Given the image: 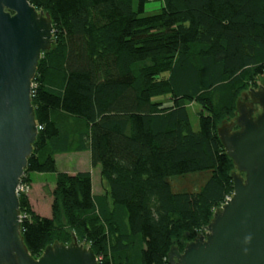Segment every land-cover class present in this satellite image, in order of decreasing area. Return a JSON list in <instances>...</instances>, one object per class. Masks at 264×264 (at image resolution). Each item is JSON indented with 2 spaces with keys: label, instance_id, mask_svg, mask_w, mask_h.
I'll use <instances>...</instances> for the list:
<instances>
[{
  "label": "trees",
  "instance_id": "16d2710c",
  "mask_svg": "<svg viewBox=\"0 0 264 264\" xmlns=\"http://www.w3.org/2000/svg\"><path fill=\"white\" fill-rule=\"evenodd\" d=\"M152 1L30 0L53 26L32 80L38 132L21 178L55 173L51 216L18 193L34 259L76 239L98 264H168L233 192L217 128L264 77V0H158L148 15ZM81 152L100 167L99 194L90 171L56 169L55 155ZM191 177L194 187L177 188Z\"/></svg>",
  "mask_w": 264,
  "mask_h": 264
},
{
  "label": "water",
  "instance_id": "95a60500",
  "mask_svg": "<svg viewBox=\"0 0 264 264\" xmlns=\"http://www.w3.org/2000/svg\"><path fill=\"white\" fill-rule=\"evenodd\" d=\"M52 36L49 15L30 0H0V264H98L75 240L34 259L20 232L18 193L38 132L32 80ZM217 136L236 169L233 192L203 232L169 249L168 264H264V80L244 93Z\"/></svg>",
  "mask_w": 264,
  "mask_h": 264
},
{
  "label": "rangeland",
  "instance_id": "374dc122",
  "mask_svg": "<svg viewBox=\"0 0 264 264\" xmlns=\"http://www.w3.org/2000/svg\"><path fill=\"white\" fill-rule=\"evenodd\" d=\"M161 1H152L146 5V14L151 15L155 14L159 11L161 7ZM166 75H160L159 79H165ZM264 77H260L257 81V84L262 82ZM249 89L241 92L236 100V105L238 102L243 101L244 93ZM154 101H161L165 105H169L167 96H159L154 99ZM187 108L189 109L190 122L193 129L198 128V119L196 117V113L199 111V107L196 106L193 102H189L187 104ZM236 116V112H235ZM224 124V121L223 123ZM56 169L59 172H66L69 174H74L78 171H90L93 180V187L96 193H100L102 190V182L100 178V167L91 166L90 157L88 152L81 153H64L57 154L54 157ZM236 172V169H234ZM54 180L55 173H46V174H37L34 173L30 176V185L22 187L21 193L24 194L29 201L31 209L38 215L43 217L51 216V201H52V190L54 188ZM197 179L191 177L183 180H179L176 182L177 188L179 187H188L192 188L196 185ZM74 240L80 244L76 239H73L70 244L74 242ZM182 246L186 243L182 239L180 241ZM174 246V245H173ZM86 247V246H83Z\"/></svg>",
  "mask_w": 264,
  "mask_h": 264
},
{
  "label": "crops",
  "instance_id": "0c3cea01",
  "mask_svg": "<svg viewBox=\"0 0 264 264\" xmlns=\"http://www.w3.org/2000/svg\"><path fill=\"white\" fill-rule=\"evenodd\" d=\"M86 171H87V170H86ZM88 171H89V170H88ZM91 176H92V175H91ZM92 184H93V180H92ZM93 192L96 193L95 190H94V187H93ZM101 192H102V190H101ZM101 192H100V193H101ZM96 194H99V193H96Z\"/></svg>",
  "mask_w": 264,
  "mask_h": 264
},
{
  "label": "built area",
  "instance_id": "2783aa9c",
  "mask_svg": "<svg viewBox=\"0 0 264 264\" xmlns=\"http://www.w3.org/2000/svg\"><path fill=\"white\" fill-rule=\"evenodd\" d=\"M21 190H22V186H21ZM227 199H229V197H228ZM227 199H226V200H227ZM226 200H225V201H226ZM225 201H224V203H225ZM224 203H223V204H224Z\"/></svg>",
  "mask_w": 264,
  "mask_h": 264
}]
</instances>
